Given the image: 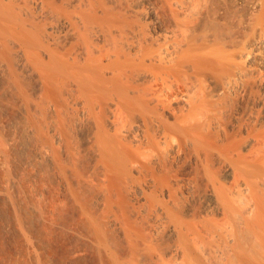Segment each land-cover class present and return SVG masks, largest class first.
I'll return each instance as SVG.
<instances>
[{
  "label": "bare ground",
  "instance_id": "6f19581e",
  "mask_svg": "<svg viewBox=\"0 0 264 264\" xmlns=\"http://www.w3.org/2000/svg\"><path fill=\"white\" fill-rule=\"evenodd\" d=\"M8 126L74 210L32 263L264 264V0H0Z\"/></svg>",
  "mask_w": 264,
  "mask_h": 264
},
{
  "label": "rangeland",
  "instance_id": "374dc122",
  "mask_svg": "<svg viewBox=\"0 0 264 264\" xmlns=\"http://www.w3.org/2000/svg\"><path fill=\"white\" fill-rule=\"evenodd\" d=\"M8 128L10 129L11 128V126H8ZM7 128V132L9 133V132H11V134H17V133H19V132H14L15 131V129L13 128V126H12V128H13V130H9ZM18 135V134H17ZM16 136V135H15ZM19 136V138H17V137H15V138H17V139H15L16 141H12V143L10 144V145H8V146H6L8 149H4L3 147H2V145H1V148H3L4 150H7L8 152H6L5 151V154L7 155V157H8V159H9V161H11V162H9V165H10V163H11V165L9 166V170L7 171V172H5L6 170H4V169H2V168H0V186L1 185H3V181H4V177L6 176V175H8V174H10V172L12 173V175H14V173L18 176H16V175H14L15 176V181H17V182H15V185H13L12 187H11V185H8L7 186V195H6V197H0V264H10V262H11V264H14L15 262V264H34V263H32V261H35L34 260V258H33V256L31 255L32 253H31V251H29L30 249H26V245H25V243H24V241H23V238H20V237H22V236H19L18 234H20V232H19V229H18V231H17V227L19 226V225H23V227L21 226L20 228H22V230L24 229V230H26V231H24L25 233H29V236H28V238L29 239H34V238H36L37 239V241H41V243H39L40 245H43V247L42 246H40V245H38V247H39V249H38V256H39V258H41V260L43 259L44 261H45V256H44V253L47 251V246H48V244H49V242H51V241H53V240H51V238H53V236H51V238L49 237V241H47L48 240V235H50L51 233H52V231H57L56 232V238L57 239H59L58 241H60L61 239H62V236L63 235H61L62 234V232H63V228H62V226L64 225V224H69L70 222V219L72 218V216H70V212L72 213L74 210H73V208H72V210L73 211H70L71 210V208L69 209V205L70 204H72L71 202H69V200L67 201L65 198H63V199H65V200H63V199H61L60 201H61V203L62 204H64L65 202L64 201H66V202H68V203H70V204H65L63 207H65L66 208V210H65V208H63V210H61V212H59L60 211V209L62 208V207H58V206H61V204L59 205L58 203L60 202V201H58V203H56L57 205H54L53 203H51V202H57V200H55L56 198V196H54L53 194H55L56 195V193L58 192V190H57V188H56V191L57 192H54L55 191V187H54V184L52 185V186H50L51 185V182H50V184H49V187L47 188V190H51V191H49L50 193H52V195L53 196H51V197H54V198H51L50 197V193H46V191L47 190H45V194H49L48 196L46 195V197H45V195L44 196H41L42 194H39V195H35L34 193H35V190L37 189V188H39L40 186H43L44 185V183L42 182V181H40V180H42V179H40L41 178V176L39 177V175H38V177H36L37 179H35L36 181H32L33 183L31 184V182L29 181V177L27 176V177H25L26 175H28V172L30 171H32V169L34 170V167H35V169H36V165H38V164H35L36 162H34L32 159H33V154H34V152H33V150L32 149H30L31 148V144L29 145V143H28V141H27V139H25V137L24 138H22L23 136H20V134L18 135ZM19 139V140H18ZM24 140V141H23ZM14 142H15V145H14ZM19 142V143H18ZM17 143V144H16ZM24 146V147H23ZM26 146H27V148H26ZM30 146V147H29ZM11 147V148H10ZM0 148V149H1ZM3 150V151H4ZM18 152H17V151ZM28 150V151H27ZM10 152V153H9ZM13 152V153H12ZM14 152H15V154H14ZM31 152V153H30ZM32 152H33V154H32ZM17 153H19V155L17 154ZM31 155V156H30ZM24 156H26L25 158H24ZM32 157V158H31ZM30 158H31V160H30ZM30 160V166L28 165V162H29V160ZM27 161V162H26ZM34 162V163H33ZM13 163V164H12ZM23 165H22V164ZM33 163V164H32ZM27 164V165H26ZM25 166V167H24ZM27 166H29V167H27ZM20 167V168H19ZM26 167H27V169H26ZM41 167V166H40ZM15 168V169H14ZM42 168V169H41ZM40 169H41V171H43V172H45L44 170H43V167H41ZM13 169V170H12ZM19 170V171H18ZM23 172H21V171ZM18 171V172H17ZM25 171V172H24ZM40 171V172H41ZM7 173V174H6ZM26 173V174H25ZM2 174V175H1ZM4 174V175H3ZM3 177V178H2ZM19 178V179H17V178ZM28 178V179H27ZM40 179V180H39ZM28 180V181H27ZM39 180V181H38ZM42 182V184L43 185H41L40 183ZM30 183V184H29ZM18 186H17V185ZM35 184V185H34ZM56 185V184H55ZM10 186V187H9ZM32 186V187H31ZM52 189H51V188ZM15 188V189H14ZM13 189V190H12ZM30 189V190H29ZM26 190V191H25ZM13 191V193H11ZM17 191V192H16ZM9 192H10V194H9ZM29 192V193H28ZM54 192V193H53ZM18 195V197L16 198V196ZM21 195V196H20ZM49 197V198H48ZM12 198V199H11ZM33 198V199H32ZM60 198H62V197H60ZM7 199V200H6ZM31 199V200H30ZM35 199V200H34ZM51 199H54V200H51ZM10 200V201H9ZM29 202H28V201ZM39 200V201H38ZM16 203H15V202ZM26 201V202H25ZM37 201V202H36ZM63 201V202H62ZM13 202H14V204H13ZM18 203V204H17ZM25 203V204H24ZM14 205H15V207H14ZM25 205V206H24ZM51 205L53 206V207H51ZM74 205V204H73ZM73 205H71L70 207H75V206H73ZM9 206V207H8ZM36 206V207H35ZM38 206H39V208H38ZM54 206L56 207V208H54ZM67 206H68V210L69 211H67ZM33 207V208H32ZM57 207H58V209H57ZM11 208V209H10ZM22 208V209H21ZM30 208V209H29ZM32 208V209H31ZM48 208H50V209H48ZM52 208H54L55 209V211H54V209L53 210H51ZM27 209V210H26ZM31 210V211H29V210ZM37 209V210H36ZM57 209V210H56ZM36 210V211H35ZM39 210V211H38ZM46 210V211H45ZM51 210V211H50ZM59 210V211H58ZM66 211V212H64L65 213V216H66V213H68V217H67V219H69L68 220V222L69 223H67L66 222V217L65 216H63L64 214L62 213V211ZM14 211V212H13ZM48 211V212H47ZM44 212V213H43ZM13 213H14V215H13ZM34 213V214H33ZM55 213V214H54ZM57 213H59V214H57ZM61 213H62V215H61ZM18 214V215H17ZM47 214V215H46ZM50 214V215H49ZM52 214V215H51ZM23 215V216H22ZM55 215V216H54ZM49 216V217H48ZM57 216V217H56ZM62 216H63V218L65 219H63L64 220V223H62V222H60V221H62ZM18 217H20V218H18ZM43 217H44V219H43ZM50 217H52L51 219H50ZM55 217V218H54ZM61 217V218H60ZM69 217H71V218H69ZM14 218V219H13ZM18 218V219H17ZM41 218L43 219V220H41ZM45 218H47V219H45ZM13 219V220H12ZM20 219V220H19ZM55 219V220H54ZM12 220V221H11ZM19 220V221H18ZM23 220V222H21ZM45 220V221H44ZM72 220V219H71ZM74 221V220H73ZM72 221V222H73ZM48 222H49V224H48ZM56 222V223H55ZM57 222H59L60 224H58ZM71 222V223H72ZM13 223V224H12ZM17 223H19V224H17ZM21 223V224H20ZM70 223V224H71ZM51 224H53V225H51ZM54 224H56V225H54ZM18 225V226H17ZM46 226V227H45ZM52 228V226L54 227V226H56V228L54 227L53 229H56V230H52L50 227ZM57 226L60 228L61 227V229L60 230H62V232L59 230V228H57ZM16 227V228H15ZM16 229V230H15ZM50 229L52 230L50 233H49V231H50ZM59 230V232H60V236H59V232H58V230ZM13 231H15V232H13ZM19 232V233H17V232ZM45 231V232H44ZM47 231H48V235H47V239L45 240V237H46V235H45V233L47 234ZM51 234V235H54V234ZM58 233V234H57ZM21 235V234H20ZM28 235V234H27ZM31 235V236H30ZM44 236V237H43ZM58 236L59 237H61V238H58ZM39 237V238H38ZM43 238V239H42ZM53 239H55V236H54V238ZM33 241V240H32ZM37 241H35L34 240V242H36L37 243ZM61 242V241H60ZM19 243H21V244H19ZM46 243H48V244H46ZM38 244V243H37ZM19 245V246H18ZM21 245V246H20ZM16 248H15V247ZM23 246V247H22ZM46 249H45V248ZM21 248V249H20ZM27 250H25V249ZM42 248V249H41ZM43 248H44V250H43ZM15 249H17V251H18V249H19V251H18V253H17V251L15 250ZM39 250H43V251H39ZM20 252V253H19ZM41 252V253H40ZM26 255V256H25ZM12 260V261H11ZM41 263L43 262V261H40ZM41 263H39V264H41Z\"/></svg>",
  "mask_w": 264,
  "mask_h": 264
}]
</instances>
